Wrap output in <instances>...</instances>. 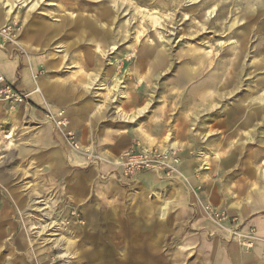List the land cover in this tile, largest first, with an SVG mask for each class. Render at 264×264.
I'll return each mask as SVG.
<instances>
[{
    "label": "rangeland",
    "instance_id": "1",
    "mask_svg": "<svg viewBox=\"0 0 264 264\" xmlns=\"http://www.w3.org/2000/svg\"><path fill=\"white\" fill-rule=\"evenodd\" d=\"M0 18V54L15 64L14 79L2 74L24 95L20 105L0 101V213L9 214L0 218L9 243L3 259L95 264L85 259L92 253L80 255L99 252L103 238L89 232L95 227L127 243L131 259L141 256L144 264H154L153 255L156 264H209L202 237L264 264V112L255 110L243 128L231 114L240 105L245 120L246 107L264 105V0H0ZM77 18L92 22L101 40L94 42ZM32 61L40 104L19 88ZM58 113L67 122L63 131L52 121ZM167 137L178 146L172 167L153 172L165 188L145 186L142 175L152 171L120 180L113 163L121 153L137 142L169 147ZM215 155L219 164H210ZM107 185L113 187L104 197ZM165 196L171 207L160 220L153 212ZM40 197L63 228L60 236H43L48 243L36 242L47 220L35 204ZM250 199L263 204L248 210ZM146 206L151 214L140 213ZM112 210L117 214L109 216ZM69 243L76 254L61 256Z\"/></svg>",
    "mask_w": 264,
    "mask_h": 264
},
{
    "label": "bare ground",
    "instance_id": "2",
    "mask_svg": "<svg viewBox=\"0 0 264 264\" xmlns=\"http://www.w3.org/2000/svg\"><path fill=\"white\" fill-rule=\"evenodd\" d=\"M9 1L10 0H8V2ZM24 1H28V0H24ZM13 2H14V0H13ZM115 8H117V4H115ZM212 12L209 13V16H211ZM100 16H101V18H105L107 16V13H102ZM146 18L151 19V18H149L147 16H144V19H146ZM0 19H1L0 20V31H2V30H4L6 28V24H5L4 19H2V18H0ZM74 20H76V23H81L80 24L81 29L82 28H85V29L89 30V34H93L94 35L93 36V41L94 42H96L97 40H101L100 37H99V35H98V32L95 31L96 28H95V25L92 22H90L88 20H82V18H77V19H74ZM155 23L157 24L158 21H155ZM129 25H131V20L129 21ZM129 25H128V29L130 27ZM122 28H125V27H122ZM95 49L97 51H99L101 49V45L96 44L95 45ZM152 49H154V47L151 48V49H148V51H146V50L145 51L147 53H149V52L151 53L152 52ZM146 52H141L140 55L137 57V59H140V57L142 56V54H145ZM157 54L156 55H157L158 60L159 59L162 60L163 57H164L163 56L164 51L163 50H159V52H157ZM92 59H93V56L91 57V55H89L88 56V64H90V62L92 61ZM28 80H29L28 74L24 72V74H23V81L24 82H27ZM33 84L36 85L35 82ZM223 87H225V85ZM37 89L38 88H36V86H35V89L30 94L29 97H30L31 100H32L33 96H35L36 94L39 93V90H37ZM261 102L263 103V101H260L258 103V105L255 106V107H253V105L246 107L248 116H247V118H245V120L242 119V117H240L239 113L237 114V110L236 109L237 108L241 109V106L240 105L239 106L238 105L234 106L232 108V110H231V114L233 113V115H234L233 120H232L233 125L236 126V128H239V127L243 128V127L246 126V123L249 122L248 119L251 118L250 115H253V113L255 112V110L259 109L261 112H264V105L263 104H260ZM142 113H143V111H140L139 112V114H142ZM169 147L170 148H177L178 146L177 145H175V146L169 145ZM214 157L218 159V156L217 155H215ZM149 173H153V172H149ZM134 196H136V195H134ZM35 204H36L37 208L41 211L40 214L43 213L41 216L47 219L46 221H44V224L41 225V228H40L39 232L37 233L36 242L39 241V240L43 241L44 243L45 242H47V243L48 242H51L50 239L47 240V239L43 238V236L44 237L47 236V235L50 236V237L60 236V235H57V233L59 234V232H63V228L60 227L58 221H54L53 218H49L48 210L51 208V206H49L50 205V202L48 200H46V199H43L42 200V197H40L39 200H38V202H35ZM6 205H8V201H6ZM3 215H4V213L1 212L0 213V218L1 219L4 218V217L9 216V214H6L4 217H3ZM0 229H1V225H0ZM18 229H19V227L17 225L12 230H10V228L8 229V232L10 233V238L11 239L15 236V234L18 231ZM89 232H91L90 233V236L91 237H94V236L99 235L103 239H102V242H100L98 244V247H99V252L98 253H96V251L93 250V248L92 249H88L86 251L83 250V252H81L80 255H82V254L88 255L89 253H92L93 254L92 257L89 256L90 257L89 259L88 258H85L87 261H89L92 258V259H94V263L95 264H144L145 263V262H143V259H142L141 256H138V257H136L134 259H131L130 252H129L130 247L128 246V244L127 243L124 244V243H121L119 241H116L117 239L112 241L111 238H110V235L107 233V231L106 232H102L100 230H96L95 227L94 228L93 227H90ZM24 235L25 236L27 235L26 231L24 232ZM24 235H21V238ZM3 238H4V233L0 231V240H1V243H2L1 246H0V264H16V260L15 259H3L2 258L1 249H2V247L6 246V244H9L8 241L3 242L2 241ZM24 241H25L24 238H22V242H24ZM30 242L28 244L31 245ZM88 242H89V240H88ZM32 243H35V242H32ZM53 243H55V245L56 244L57 245L58 244L60 245V240L58 238H56ZM15 245L17 246V248L20 247L22 249H24V248L27 247V245H23V243H20L19 245L18 244H15ZM73 245H75V244L69 243V244H67V248H65L66 246L65 247L61 246L62 248L61 247L60 248L62 249V251L65 250V253H62L61 256L63 254H66V253H70V255H73V253L76 254V252H74V250L72 248ZM156 246L157 245L152 246L151 249L157 251L158 246L157 247ZM48 251H49V249H48ZM146 253H147V251H146ZM151 254H155V253H151ZM68 256H69V254H68ZM79 259H81V258H79ZM155 259H156V256L153 255V259L150 260L151 263L156 264V260ZM22 264H25V263H22Z\"/></svg>",
    "mask_w": 264,
    "mask_h": 264
},
{
    "label": "crops",
    "instance_id": "3",
    "mask_svg": "<svg viewBox=\"0 0 264 264\" xmlns=\"http://www.w3.org/2000/svg\"><path fill=\"white\" fill-rule=\"evenodd\" d=\"M36 65H37L36 61H32L31 63H28L26 68L22 69L21 72H20L21 80H20L19 88L29 89V94H31L32 91L35 89V86H37V85L33 84L34 83V79H33V75H32V71L35 70ZM0 69L2 70L3 73L5 72L4 75L6 76V78L8 80L11 79V78L14 79V71H15L14 62L5 61L4 56L1 55V54H0ZM24 72L27 73L28 77H29V80L27 82L23 81ZM38 72H39V69H37L35 71V76L38 74ZM40 84L41 85H39V86L42 89V92H43L44 96L47 97V98H50L53 95V93L50 90H48L47 81L46 80H42ZM67 93H69V92H67ZM61 94L65 96V92L64 91ZM61 94H60V97L63 98V96ZM69 94L73 95L72 93H69ZM75 96H77V95H75ZM60 97H58V98H60ZM41 99L42 98L38 94H36L35 96H33L32 101H34L35 103H39L40 104V100ZM20 112L21 111L19 109L15 113L17 118H19ZM169 137H167V139H166L167 142L169 143V145H172V146L177 145L176 142L172 141L174 139L173 135H171V137L173 138L171 141H169V139H168ZM59 152H60L59 155H58L59 158L61 157L60 159L64 160L62 152L61 151H59ZM60 154H61V156H60ZM218 159H214V160L210 161L211 162L210 164H212V163H218L219 164ZM192 163H193V161H190V178H191L192 182L196 185L197 183L192 178V172H191ZM185 171H187V170H186V166L184 165L181 168V172H185ZM204 176H205V178H208V179L210 178V176L208 175L207 172L204 173ZM142 181L144 182L145 186H147L149 188L158 187L160 189H163L166 186V183L164 181L159 180L158 176L153 174V173H144L142 175ZM84 182H86V181L84 180ZM90 182L91 181L89 179V183ZM167 184H168V182H167ZM211 184H213V183H211ZM215 185H217V184H215ZM112 187L113 186H111V185L110 186L109 185L105 186L103 188L104 190L101 191L102 194L111 193L109 191V189H111ZM141 189H143V187ZM217 193H218V190H217ZM221 193H223V191H221ZM141 194H142V196L144 198L145 195L143 193H141ZM134 195H136V194H134ZM134 195H131L132 199H135L137 197V196H134ZM103 196L105 197V194ZM165 197H166V199H164V200H167V202L164 204L162 202V200H161V203H162V204H160L161 206L160 207H156V210L153 212V213H156V215L160 218V220L166 218L167 214L170 211V207H171V202H172L171 198H169L167 196H165ZM71 198L73 199V197H71ZM75 202H77V201H75ZM262 204H263V202H261L259 200L250 199L248 201V203H247V209L248 210H256L257 207L262 205ZM138 209L140 210V213L142 211V214H147V213H145L146 211L149 212V214L152 213V208H150L149 206H146L144 209L142 207H140ZM262 209H264V204L262 205ZM160 211L162 213L161 216H159ZM91 213H93V211L88 212V214H90L92 216ZM98 214L100 215L99 212H98ZM116 214H117V212H114V210H112V212L109 213V216L116 215ZM246 214H247V212L245 210L244 211V215H246ZM200 242H201L200 249L206 253L205 258L208 260L209 264H225L226 260L228 261V264H242V263L249 264V257H247L245 259H242L239 256L238 252L236 251V249L234 247L229 248V250L227 251L226 249H224L220 245V243L218 242L217 239L208 242V241H206V239L204 237H202V239H200Z\"/></svg>",
    "mask_w": 264,
    "mask_h": 264
},
{
    "label": "built area",
    "instance_id": "4",
    "mask_svg": "<svg viewBox=\"0 0 264 264\" xmlns=\"http://www.w3.org/2000/svg\"><path fill=\"white\" fill-rule=\"evenodd\" d=\"M0 101L12 105H20L24 103V95L16 88L14 83L8 81L0 70ZM52 121L61 131L67 127V122L63 113L55 114ZM71 145L78 149L76 142ZM175 150L165 146H151L145 143L137 142L130 148L119 155L113 166L117 171L120 180L124 183H130L135 180L142 172L152 171L161 172L170 169L171 161L175 157Z\"/></svg>",
    "mask_w": 264,
    "mask_h": 264
}]
</instances>
